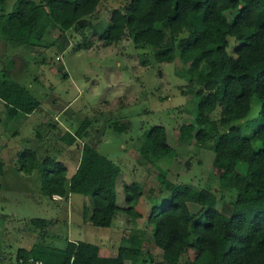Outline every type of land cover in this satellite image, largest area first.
<instances>
[{"label": "trees", "instance_id": "trees-1", "mask_svg": "<svg viewBox=\"0 0 264 264\" xmlns=\"http://www.w3.org/2000/svg\"><path fill=\"white\" fill-rule=\"evenodd\" d=\"M5 1L0 0V6ZM39 1L28 0L16 10L0 14L1 42L30 48L53 46L60 52L68 45L66 31L82 29L101 0ZM119 1L122 5L110 10L96 37L111 45L126 34L135 47H149L156 62L177 58L185 65L187 85L196 87L199 101L192 122L178 126L177 139L181 143L193 140L196 145L211 141L217 184L234 190L233 199L219 209L209 189L169 184L164 173L157 172L160 187L169 192L159 205L150 207L146 217L152 244L166 258L165 264H176L187 249L194 251L192 262L208 255L206 264H264V0ZM52 31L54 38L43 42V35ZM252 96L260 102L262 121L249 135H241L232 122L247 114ZM0 101L6 114L28 113L39 106L29 89L7 73L0 77ZM218 104L217 119H207L205 114ZM88 124L84 118L68 132L61 131L56 122L45 121L37 125L35 136L48 140L56 129L55 138L69 146L87 133ZM112 128L121 131L124 126L114 122ZM255 142L258 147L253 146ZM78 151L69 178L63 163L48 150L40 155L36 149H24L18 156V169L26 174L37 169L40 190L48 198H66L68 194L87 197L90 209L83 203L82 213L95 227H108L120 209L139 217L134 209L137 193L125 195L126 207L116 205L114 184L119 167L85 141L80 142ZM136 153L150 165L172 156L164 128L154 125L142 132ZM1 167L0 163V172ZM248 196L261 206L253 207ZM187 202L197 204L198 210L190 213ZM29 222L40 228L46 223L37 218ZM145 229H133L122 236L127 246L118 247L116 256L101 255L95 244L66 241L61 249L40 245L17 249L15 258L33 256L44 264H138L139 256L147 255L142 250Z\"/></svg>", "mask_w": 264, "mask_h": 264}, {"label": "rangeland", "instance_id": "rangeland-1", "mask_svg": "<svg viewBox=\"0 0 264 264\" xmlns=\"http://www.w3.org/2000/svg\"><path fill=\"white\" fill-rule=\"evenodd\" d=\"M27 1L6 0L0 6V14L6 15ZM121 5L119 0H101L82 29L66 31L68 45L60 52L53 46L30 48L0 41V77L7 73L17 83L27 86L39 102V109L27 119L22 115L7 117L0 102V163L4 168L0 174L2 264L13 262L18 247L29 249L40 245L61 249L66 237L97 245L101 255L116 256L118 247L127 246L121 237L143 226L146 231L142 250L147 255L139 256L138 264H165L166 258L152 244L150 226L146 224L150 207L159 205L169 192L167 187H160L157 172H163L169 184L182 183L194 190L209 189L215 194V206L219 209L234 197V190L217 184V171L211 165V141L196 145L193 140L181 143L177 139L178 126L192 122L199 101L196 87L187 85L185 65L177 58L156 62L149 47H135L126 34L111 45L96 37L105 26L110 10ZM54 36L53 31L45 33L43 42ZM229 40L232 44V38ZM15 75L22 76L23 81L14 78ZM259 106L258 99L252 96L247 114L232 122L240 128L241 135H249L261 123ZM219 111L218 104L205 116L217 119ZM84 118L89 120L87 133L68 151H55L59 146L66 147L55 138L56 129L51 131L53 137L48 140L35 136L37 125L47 119L62 127L61 131L63 127L73 131ZM114 122L123 124L124 129L113 130ZM154 125L164 128L173 154L150 165L138 158L136 147L142 132ZM81 141L119 167L114 184L116 205L126 207L125 195L137 193L134 209L139 217L133 218L120 209L108 227H95L82 213L83 203L90 209L87 197L72 194L67 202L52 201L40 190L37 170L29 175L18 169V156L24 149L39 147V152L48 150L57 160H72ZM253 146L258 147V142ZM252 196H248L250 204L259 208L261 205ZM186 207L190 213L199 208L191 202ZM34 218L45 220V226L31 224L29 220ZM193 254L192 249H187L176 264H206L209 260L205 255L192 262Z\"/></svg>", "mask_w": 264, "mask_h": 264}, {"label": "crops", "instance_id": "crops-1", "mask_svg": "<svg viewBox=\"0 0 264 264\" xmlns=\"http://www.w3.org/2000/svg\"><path fill=\"white\" fill-rule=\"evenodd\" d=\"M21 72V71H20ZM14 78H18V80H21V81H23V79H22V76H20V75H15L14 76ZM13 79V78H12ZM15 80V79H14ZM20 84V83H19ZM20 85H22V86H24V87H26L27 88V86H25V85H23V84H20ZM31 93V92H30ZM1 102V101H0ZM3 104V103H2ZM39 109V106H38V108L36 109V110H33V111H30V112H28V113H25V112H17V113H11V114H5L7 117H17L18 115H22L24 118H26L27 119V117H28V115H31L32 113H34V112H36L37 110ZM4 110H5V108H4ZM48 120V119H47ZM46 120V121H47ZM45 122V121H44ZM62 128V127H61ZM63 130H67L68 132H73V131H69V129H67V128H64L63 127ZM71 145H74V143L73 144H71ZM71 145H69V146H66V147H62V146H59V147H57L56 148V150L55 151H57V150H62V151H68L69 149V147L71 146ZM38 148L39 147H37L36 148V150L38 151V153L40 154V155H43L44 153H45V151L43 152V151H41V152H39V150H38ZM78 157H79V151H78V153H77V156H76V158H74V159H72V160H70V159H63L64 161H60V160H57V161H59V162H61V163H63V165L65 166V168H66V178H69L72 174H73V172H74V170H75V167H76V164H77V161H78ZM66 160V161H65ZM34 170H37V169H33L30 173H32ZM3 171H4V168H3V166L1 167V172H0V174H2L3 173ZM37 172H38V170H37ZM30 173H29V175H30ZM39 173V172H38ZM1 187V186H0ZM53 196H56L57 198H58V200L59 201H64V202H67V201H69L70 200V198H71V196H72V194H68L67 196H66V198H63V197H61V196H57V195H50V197H52L53 198ZM49 197V199L50 200H52V201H56V199H51ZM48 198V197H47ZM66 241H73V242H75L76 240H71L70 238H67L66 237V239H65V242ZM18 249H24V248H21V247H18ZM24 250H28V249H24ZM100 250V249H99ZM16 253V252H15ZM105 256V255H104ZM2 258H4L2 255H0V264H2L1 263V259ZM14 258H15V254H14ZM10 264H12V263H10Z\"/></svg>", "mask_w": 264, "mask_h": 264}, {"label": "built area", "instance_id": "built-area-1", "mask_svg": "<svg viewBox=\"0 0 264 264\" xmlns=\"http://www.w3.org/2000/svg\"><path fill=\"white\" fill-rule=\"evenodd\" d=\"M50 198L54 199L52 197ZM12 264H44V263L40 259L35 258L33 256H26V257L18 256L14 258Z\"/></svg>", "mask_w": 264, "mask_h": 264}, {"label": "bare ground", "instance_id": "bare-ground-1", "mask_svg": "<svg viewBox=\"0 0 264 264\" xmlns=\"http://www.w3.org/2000/svg\"><path fill=\"white\" fill-rule=\"evenodd\" d=\"M54 199H58L56 196H53Z\"/></svg>", "mask_w": 264, "mask_h": 264}]
</instances>
